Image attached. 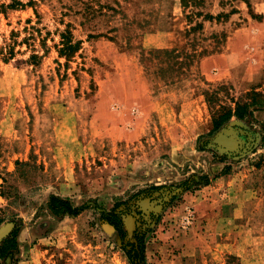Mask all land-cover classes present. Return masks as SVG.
<instances>
[{
  "label": "rangeland",
  "instance_id": "rangeland-1",
  "mask_svg": "<svg viewBox=\"0 0 264 264\" xmlns=\"http://www.w3.org/2000/svg\"><path fill=\"white\" fill-rule=\"evenodd\" d=\"M217 89L264 93V0H0V264H130L136 221L143 264H264V109L221 150ZM116 203L130 235L101 219Z\"/></svg>",
  "mask_w": 264,
  "mask_h": 264
},
{
  "label": "trees",
  "instance_id": "trees-1",
  "mask_svg": "<svg viewBox=\"0 0 264 264\" xmlns=\"http://www.w3.org/2000/svg\"><path fill=\"white\" fill-rule=\"evenodd\" d=\"M184 1V0H183ZM184 4V3H183ZM207 18H213L212 15H206ZM199 24V23H198ZM61 46L58 49L60 56H64L66 59L72 56L78 49V41H72L71 34L69 31L61 33ZM7 57L4 56L5 60H8L10 56L13 55V48L9 46L8 51H6ZM36 54H31L28 61H33L37 59ZM223 89H217L212 91H207L205 93L206 100L212 108V128L211 133L217 132L225 124H227L233 118L241 121H245L248 118L253 117V113L256 110L264 109V93L251 89L247 91L244 96H240L237 99H231L229 104H220L217 101L220 99V92ZM225 95H229L228 90H224ZM216 104V105H215ZM262 141L264 143V135H262ZM224 171L222 174H226ZM203 185L209 184L208 178H205L201 182ZM200 184V183H199ZM2 194L3 193L2 191ZM48 209L56 216H77L81 211H83V206H74L68 198H61L56 195H50L47 202ZM138 212V211H137ZM101 219L105 221L106 224L110 225L114 231L120 236H125V230L123 227V213L118 211V204L116 203L112 209L109 211L101 209L99 212ZM2 218L0 217V223ZM144 223V222H142ZM140 221H136V226L132 232V236L127 239V244L125 248V255L130 264H143L144 260V239L146 233L149 229L141 226ZM140 224V225H139ZM17 233L18 228L13 227L10 232L1 240L0 242V259L6 258L7 255L11 254L17 248Z\"/></svg>",
  "mask_w": 264,
  "mask_h": 264
},
{
  "label": "water",
  "instance_id": "water-1",
  "mask_svg": "<svg viewBox=\"0 0 264 264\" xmlns=\"http://www.w3.org/2000/svg\"><path fill=\"white\" fill-rule=\"evenodd\" d=\"M238 125H240L241 128H239L240 126L237 127ZM234 127L237 129L236 133L235 130L233 129ZM246 129L248 128L243 121L235 119V122L232 123V120H230L227 124H225L217 132H215L213 137L210 139L209 144L215 145L221 150L235 151L238 147H240V142H242V138L239 137V134L244 135L247 139H251L249 131H247ZM246 146L249 147V144H247ZM123 224H124V228L130 235L131 233L130 232L131 228L129 227L130 225L127 222H125V220H123Z\"/></svg>",
  "mask_w": 264,
  "mask_h": 264
},
{
  "label": "crops",
  "instance_id": "crops-1",
  "mask_svg": "<svg viewBox=\"0 0 264 264\" xmlns=\"http://www.w3.org/2000/svg\"><path fill=\"white\" fill-rule=\"evenodd\" d=\"M220 180H225L224 178L222 179V176L221 177H216V179L214 180V183H218V181ZM209 185V184H208ZM207 185V186H208ZM202 190V189H201Z\"/></svg>",
  "mask_w": 264,
  "mask_h": 264
}]
</instances>
